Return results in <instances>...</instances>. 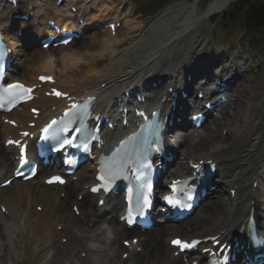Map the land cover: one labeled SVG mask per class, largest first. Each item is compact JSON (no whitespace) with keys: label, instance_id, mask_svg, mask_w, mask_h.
<instances>
[{"label":"bare ground","instance_id":"6f19581e","mask_svg":"<svg viewBox=\"0 0 264 264\" xmlns=\"http://www.w3.org/2000/svg\"><path fill=\"white\" fill-rule=\"evenodd\" d=\"M230 1L212 0L207 9L201 12L196 11V3L183 4L182 8L174 7V16H178L175 20H173L174 17L172 21L170 16L168 17V20H171L169 22L166 20L167 17L162 16L158 19L157 24L160 22L163 28L160 37L133 39L123 52L116 48L123 40H118L103 31L102 38L93 37L90 40V43L99 42L101 44L98 52H91L90 49L85 50L81 47L60 55V58L52 55L53 49L45 52L25 53L24 46L31 47L32 42H36L34 34L30 32L32 26H37L36 33L39 34L46 29L49 18L55 17L58 22L63 19L64 12L55 6V2L50 6L41 0H30V3L25 6V2L21 1L16 8H13L0 0V7L3 8L0 12V28L5 31L13 54L16 55L14 64L18 68V73L14 75V78L31 84L39 74L57 75L56 86L64 92L74 97L89 93L95 94L98 96L95 111L101 112L104 109L114 113L112 116L115 117L117 115L115 99L131 88L134 82L147 83L145 81L152 80L151 77L162 75L170 69H173L176 74L188 71L197 51L193 49L194 44H189L186 49L178 47L177 39L183 33L196 28L200 20L222 11ZM46 8H52V12H46L48 10ZM111 9L112 7L108 4H104L102 9H97L92 19L97 20L107 15ZM18 10L26 13L32 12L35 15L32 16L30 23L22 22L23 25L21 24L20 29L16 31L14 14H17ZM41 11L44 14H37ZM66 17L69 19V14H66ZM71 23L73 24V21ZM124 23L127 27V34L137 28L136 25L131 26L129 22ZM72 24L70 27H73ZM21 28L27 30L28 35L25 34L24 38L31 40V43H20L24 40L18 37L20 32H24ZM195 40L197 42V39ZM80 42L81 40H78V44ZM80 45L83 46L84 42ZM181 56L184 60L180 58ZM190 56H193L191 61H189ZM58 59H60V64L56 63ZM64 59H66V64L63 62ZM169 62L174 66H171ZM56 66L59 70L55 68ZM207 70H200L198 73L206 78L210 73ZM173 80L177 78L171 79ZM48 87V84L44 85L42 89L37 90L36 99L10 114L21 129L26 127L28 121H32L28 106L35 105L34 101L45 108V113H41L39 122H43L48 117L46 114L49 112V105L63 106V100L44 95ZM151 93L152 95L147 94L148 103L152 102L160 92L154 88ZM167 97L169 94L161 98ZM130 101L133 102L134 99L131 98ZM249 111L247 110L244 116V124L239 125L238 121L236 122L235 135L230 141L232 145L238 146V150L227 149L230 143L227 142L229 136L219 135V137L216 131L206 132L203 135V141L198 145L197 143L195 145L184 143L181 137L177 138L179 145H188H186L187 149L184 146L180 147L181 154H185V158L196 155L197 159L216 160L218 169L221 170L220 176H223L229 167H237V170L234 169L236 172L231 173L227 178H222L223 187H221L223 190L234 189V196H230L228 192V197H223L221 193L222 198L217 199L218 193L215 191L211 193L212 202L203 211L207 215L205 218L186 219L181 224H164L160 225L155 232H145L147 236L140 241L143 253L131 251L129 257L123 260L121 253L126 249L122 246L121 239L134 232H130L123 225L112 220L111 214H105L100 207L94 206L95 214L85 212L83 219H80V216L74 214L72 204L78 203L80 208L88 210L92 207L91 202L85 199L78 202L76 196L73 198V194L75 195L73 192L77 189L72 184L70 189H65L68 200L71 202V206L66 205L60 197L59 188L62 190V187L45 186L42 184V175H38L32 180H15L10 186L0 188V206H5L7 210L6 213L0 211V259L3 260L4 257L12 255L11 247L15 245L19 248L20 257L10 256L8 264H25L26 255L35 260L34 264H59L62 251H66V261L70 264H186L180 256L175 257L173 248L167 242L168 237L181 235L183 238H190L211 232L219 233L230 229L235 224L240 225L246 213L249 214L251 210H255L258 214L256 192L261 162H263L262 173L264 174V85L255 99L254 109L248 114ZM238 114L233 113L232 115L237 118ZM224 127L229 128L227 125ZM14 134H17L16 128L9 124H0V139L2 135L6 139ZM215 136L217 137L214 138ZM224 152L229 154L230 158H235L236 161L232 165L231 160H223ZM14 153L13 147L6 148L0 141V166L6 167L5 172L0 171V178L7 175L9 171L11 172L14 166L12 162ZM251 164L252 169L256 171L250 173ZM185 168V166L178 167L180 170ZM91 172L92 166L90 165H85L80 170L81 186L90 181L88 175H91ZM249 181L257 183L256 187L252 189L250 185H247ZM82 190L80 188L78 191ZM259 194H264V190L261 189ZM260 198L264 200L262 196ZM37 205L42 206V212L36 210ZM58 226H61L60 229L57 228ZM109 232L111 235L108 234ZM60 238L67 239L66 245L58 241ZM91 244H95L96 247H90ZM83 253L84 257H81ZM16 260L18 262L13 263Z\"/></svg>","mask_w":264,"mask_h":264},{"label":"rangeland","instance_id":"374dc122","mask_svg":"<svg viewBox=\"0 0 264 264\" xmlns=\"http://www.w3.org/2000/svg\"><path fill=\"white\" fill-rule=\"evenodd\" d=\"M116 1H117V4H119V2L122 0H116ZM195 1H197V0H194V1L193 0L173 1L168 6H163V7L161 6L162 8L160 7L161 9L159 11H157L155 15H152V16L146 15V12L153 11V9L157 8V6L159 7L160 2L158 0H156L155 5L147 6L146 10H142V13L138 12V9H141V8L138 6H135V0H129L127 5L129 6V9H130V17L137 20L138 24L143 23L147 26L153 22V24L156 27H158V30H156L155 28L154 29L153 28L152 29H146L141 36L147 37L148 35H151V34L160 35L162 33L163 28L160 25L161 23L159 22L157 24L158 18L160 16H162L165 13L163 16L167 17L166 20L169 22L172 20V18L175 17L174 11H173L174 7H177L178 5H180V6H178V8H182L183 4H186V3L187 4H192V3L195 4ZM211 1L212 0L198 1L199 3L197 2V4H196L197 5L196 11L197 12L198 11H204L207 8V6L210 4ZM171 12H173V13H171ZM221 13H219V14L217 13L212 18L210 17V19L207 18L204 21H202L199 24L198 28L195 30V32L197 33V35H203L204 38L208 41L206 48L203 49V51H205V53H207V55L211 54L210 51L213 48L225 49L226 47H228V48L234 50L230 55L235 56V51L239 49L238 44H240V46H241L240 49L243 50L244 54H243V57L240 56L239 59L242 58L244 60L245 58L251 57V60L254 62L253 67L246 71V76L243 79V83L241 84L238 91L235 93V95L237 96L235 104L228 107L226 110V112L228 110H231V111L237 110V112L239 114H238L237 118L234 117L232 119V121H233V123H235L238 120V122L240 124H243L245 121L244 116L246 115L245 114L246 111L253 109L255 107V99H256V97H258V90H259V87L261 86L260 84H262V81H263V77H261V76L264 74V66L262 68H260L258 71V53L252 48V44H250V42H248V39L243 35L242 32H238V33L234 32L233 36H232V40L229 39L230 41H228V42L225 41L224 37H220V35H219L220 30H218V25H217L216 20H217V17ZM169 16H170L171 20H168ZM152 17H154V18L151 19ZM177 17L178 16L176 15V17L173 20H175ZM124 34H125V32H124ZM192 34H194V32H190L187 35L183 36V38H181V40L179 39V45L184 44V46H187ZM92 37H94V36H92V32H91L87 35L86 38H84V40H83L84 45L82 47L83 48L89 47L90 50L96 52L100 47L99 48L95 47L94 44L90 43V40ZM100 37H101L100 34H98L96 36V38H100ZM157 37H160V36H157ZM130 41L131 40H129L128 43ZM233 44H235V45L232 46ZM204 46H205V44L203 45V47ZM75 47H76V43H74L70 47V49H73ZM126 48H127V46L125 45L119 49L124 51ZM94 49H96V50H94ZM30 51L31 50H29L28 52H30ZM263 57H264V55H263ZM207 58H208V56H207ZM239 62H240V60H239ZM255 62H257L256 65H255ZM246 68H248V67L246 66ZM258 73H262V75H258ZM222 128L223 127L221 126L220 129H222ZM229 135L232 136V138H233L235 133L233 131H231V132H229ZM9 257H10V255H8L7 257H4L3 260L0 259V264H8L10 262ZM26 258L24 259L25 264H31V257H28V259H26Z\"/></svg>","mask_w":264,"mask_h":264},{"label":"snow or ice","instance_id":"6c2138e0","mask_svg":"<svg viewBox=\"0 0 264 264\" xmlns=\"http://www.w3.org/2000/svg\"><path fill=\"white\" fill-rule=\"evenodd\" d=\"M42 79H47V78H43ZM14 89H20V95L22 96H27L28 93L31 92V89L29 88H25L23 85L19 84V83H16V84H10L8 85V90L11 91V90H14ZM57 96H60V95H64L63 93H60V92H56L55 93ZM76 105H73V108H75ZM70 124L73 123L72 121L69 122ZM57 124V121H52L51 124L47 125L44 129H42L43 133L45 134L46 137H49L51 139H53L56 143V147L53 148L54 151H59L61 149H64L65 146H72L74 144V140L76 139L75 136H72L71 138H69L68 136H63L61 135L62 133H67L69 132V127L67 125L63 126V127H59V128H54L53 125H56ZM154 128L158 129L159 128V124H154L153 125ZM73 132L74 133H79L81 135V137L83 138L82 139V144L81 146L87 150L88 149V138H89V133L87 132V130L85 129H82L81 127H76L73 129ZM25 136L29 135V133H24ZM44 137H42L43 139ZM94 138V137H93ZM149 147H151V144L149 145ZM21 151V154H22V158H23V154L25 152V149L23 147H21L20 149ZM146 159V157H145ZM131 162L130 159L128 158H125L124 161H123V164H127ZM123 164H122V167H123ZM119 175V171H116V172H112L110 173L109 175V183H111L112 181H114ZM101 179H105L104 177H101ZM139 179V177H138ZM52 180L53 181H59V182H63L61 177H58V176H54L52 177ZM180 182L177 181V182H173L172 184V189L174 191L178 190L177 189V185L179 184ZM93 191H97L96 188H93L92 189ZM128 193H129V196L128 198L131 199V194H132V189H129L128 190ZM192 197H191V193H188V199L190 200ZM163 200L170 206L172 207H177L181 204V201L177 198H174L172 196H164L163 197ZM151 207V200L148 198V195L147 194H144L143 197H142V201L138 200L137 201V209H138V212L137 214L139 216H143L144 215V210L145 209H148ZM129 223H132L131 220L128 221ZM172 243L174 245H178L180 246L181 248H191V247H194L198 241H192L191 243H188V242H183L181 241L179 238L177 239H174L172 241Z\"/></svg>","mask_w":264,"mask_h":264},{"label":"trees","instance_id":"16d2710c","mask_svg":"<svg viewBox=\"0 0 264 264\" xmlns=\"http://www.w3.org/2000/svg\"><path fill=\"white\" fill-rule=\"evenodd\" d=\"M237 7L245 10L250 25L264 28V0H239Z\"/></svg>","mask_w":264,"mask_h":264},{"label":"clouds","instance_id":"9594fccd","mask_svg":"<svg viewBox=\"0 0 264 264\" xmlns=\"http://www.w3.org/2000/svg\"><path fill=\"white\" fill-rule=\"evenodd\" d=\"M109 235H111V232L108 233ZM90 247H96L95 244H91Z\"/></svg>","mask_w":264,"mask_h":264}]
</instances>
